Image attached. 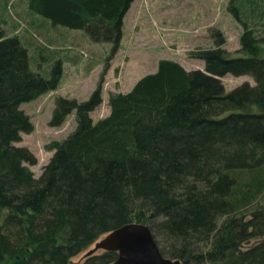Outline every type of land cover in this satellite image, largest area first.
<instances>
[{"label":"trees","instance_id":"1","mask_svg":"<svg viewBox=\"0 0 264 264\" xmlns=\"http://www.w3.org/2000/svg\"><path fill=\"white\" fill-rule=\"evenodd\" d=\"M133 1L26 7L49 32L85 30L114 55ZM228 9L243 27L237 54L213 30L214 46L189 54L204 70L161 59L130 91L111 92L110 114L97 122L102 84L84 101L57 97L49 125L75 113L77 127L47 145L53 155L39 177L28 166L36 155L17 145L34 129L21 104L56 89L63 64L50 77L33 71L22 35L0 26V264H112L114 251L72 259L131 222L148 225L163 255L182 264H264V0H230ZM227 74L255 84L227 92Z\"/></svg>","mask_w":264,"mask_h":264},{"label":"rangeland","instance_id":"2","mask_svg":"<svg viewBox=\"0 0 264 264\" xmlns=\"http://www.w3.org/2000/svg\"><path fill=\"white\" fill-rule=\"evenodd\" d=\"M230 0H134L123 20V37L116 53L112 45L94 42L85 30L62 29L61 33L38 34L37 16L26 7V0H0V26L7 35H22L31 54V69L50 77L57 59L63 64V76L58 87L37 99L21 104L31 118L34 129L22 133L17 145L28 147L37 157L36 165H28L36 177L42 173L53 155L47 145L64 140L77 127L75 113L60 127L49 122L59 96L87 100L102 84L103 102L91 116L95 122L110 114L111 92H128L139 79L157 71L161 59H172L187 70L205 69L204 61L191 57V51L214 46L213 30H221L225 48L237 54L241 48L242 25L229 11ZM5 20V24L1 20ZM43 46V51L37 50ZM238 56V55H237ZM226 91L245 82L254 85L250 75L222 77ZM256 241L253 240L251 244ZM94 244L72 261L80 263ZM98 254L102 251H98Z\"/></svg>","mask_w":264,"mask_h":264},{"label":"water","instance_id":"3","mask_svg":"<svg viewBox=\"0 0 264 264\" xmlns=\"http://www.w3.org/2000/svg\"><path fill=\"white\" fill-rule=\"evenodd\" d=\"M98 251L117 252L118 257L112 264H182L179 259L163 255L150 227L138 222L124 224L102 235L86 258Z\"/></svg>","mask_w":264,"mask_h":264},{"label":"crops","instance_id":"4","mask_svg":"<svg viewBox=\"0 0 264 264\" xmlns=\"http://www.w3.org/2000/svg\"><path fill=\"white\" fill-rule=\"evenodd\" d=\"M32 14H34L35 16L38 17V19H40L39 22H37V26H36L37 27L36 29L38 30V34H41V31L46 28L48 32H43V34H48L49 36H51V32H49V29L51 30L52 28L50 22L45 20L36 13H32ZM74 30H80V29H74Z\"/></svg>","mask_w":264,"mask_h":264}]
</instances>
